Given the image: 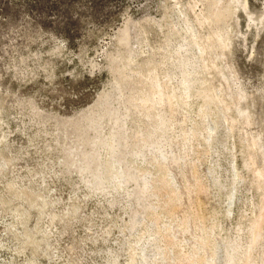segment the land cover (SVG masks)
Returning <instances> with one entry per match:
<instances>
[{
    "label": "rangeland",
    "instance_id": "1",
    "mask_svg": "<svg viewBox=\"0 0 264 264\" xmlns=\"http://www.w3.org/2000/svg\"><path fill=\"white\" fill-rule=\"evenodd\" d=\"M0 264H264V0H0Z\"/></svg>",
    "mask_w": 264,
    "mask_h": 264
},
{
    "label": "bare ground",
    "instance_id": "2",
    "mask_svg": "<svg viewBox=\"0 0 264 264\" xmlns=\"http://www.w3.org/2000/svg\"><path fill=\"white\" fill-rule=\"evenodd\" d=\"M256 226V225H255ZM257 234H258V232H256ZM258 238H259V234H258V236H257V240H258ZM250 249H254V245H252L251 247H250Z\"/></svg>",
    "mask_w": 264,
    "mask_h": 264
}]
</instances>
